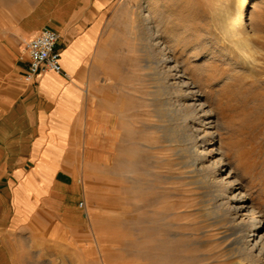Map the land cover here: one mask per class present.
Masks as SVG:
<instances>
[{
	"label": "rangeland",
	"instance_id": "obj_1",
	"mask_svg": "<svg viewBox=\"0 0 264 264\" xmlns=\"http://www.w3.org/2000/svg\"><path fill=\"white\" fill-rule=\"evenodd\" d=\"M19 1L0 0V30L26 11ZM45 1L41 7L53 12L66 8L67 0ZM237 5L238 0H109L102 10L90 61L95 85L87 122L99 130L93 148L103 158L85 161V173L96 182L79 203L85 202L88 213L98 209L104 259L94 248L77 264H264V256L244 259L234 250L213 187L186 174L181 150L189 142L182 134L170 142L166 135L173 126L162 121L172 77L155 69V56L147 57L156 37L206 104L223 163L239 175L264 219V0H248L240 36L227 29L238 16ZM184 127L202 133L197 122ZM248 230L250 235L255 228ZM18 259L13 262L0 241V264H26Z\"/></svg>",
	"mask_w": 264,
	"mask_h": 264
},
{
	"label": "crops",
	"instance_id": "obj_2",
	"mask_svg": "<svg viewBox=\"0 0 264 264\" xmlns=\"http://www.w3.org/2000/svg\"><path fill=\"white\" fill-rule=\"evenodd\" d=\"M45 3L20 0L26 11L0 30V241L13 262L77 264L94 248L103 260L98 209L88 213L79 201L96 182L85 161L103 158L93 148L99 130L87 121L90 61L109 0H67L60 12ZM47 25L60 34L66 75L26 82L22 42Z\"/></svg>",
	"mask_w": 264,
	"mask_h": 264
},
{
	"label": "bare ground",
	"instance_id": "obj_3",
	"mask_svg": "<svg viewBox=\"0 0 264 264\" xmlns=\"http://www.w3.org/2000/svg\"><path fill=\"white\" fill-rule=\"evenodd\" d=\"M247 2L248 0H238V16L229 20L230 26L227 28L232 35L240 36L239 30L240 26L244 24ZM152 40L154 41L150 45V50L147 51V57L148 54L152 55V57L155 56V60H152L156 65L155 69H165L160 72L166 74L167 79L172 77L171 82L167 81V87H171L173 93L172 95L170 94L169 100L166 101L168 113H166L165 119L162 121H168L173 127L166 136H169L168 140L170 142H175L178 139L176 135L182 134L180 136L189 142V146H185L186 148L181 150L186 160V174H188V177L198 178V182L201 184L213 187L214 193H216L221 200L222 207H224L221 216L228 217L227 221L230 223L228 236L231 237V244L234 246V250L240 256H244V259L251 258V260L257 261L259 256H264V233H260L261 227H264L262 225L264 219H262L253 203L248 200V191L239 175L235 173L233 168L223 163L224 155L220 147L217 146L218 140L216 141L215 134L210 131L211 126H209L207 120L210 111L206 109V104L201 102L193 86L179 74L178 67L173 64V58L168 55V52L163 47H160L158 41H155L156 37H153ZM155 46H159V49L156 50ZM147 67H149L148 63ZM178 92L179 95H177ZM189 120L200 124L199 130H202L200 131L202 132L201 134L191 133L190 129L184 127V125L187 126ZM162 125L160 127L163 128L164 125ZM178 125L182 126V129H179ZM118 132V129L114 128V135L118 136ZM209 136L213 137L207 139ZM251 226L255 228V231H251L253 234L250 233L249 235L250 231L248 229Z\"/></svg>",
	"mask_w": 264,
	"mask_h": 264
},
{
	"label": "built area",
	"instance_id": "obj_4",
	"mask_svg": "<svg viewBox=\"0 0 264 264\" xmlns=\"http://www.w3.org/2000/svg\"><path fill=\"white\" fill-rule=\"evenodd\" d=\"M59 40L60 34L45 26L24 42L23 50L28 58L27 67L22 75L24 81L32 82L39 74L49 71L66 75L57 47ZM83 206L84 203L81 202L80 207Z\"/></svg>",
	"mask_w": 264,
	"mask_h": 264
}]
</instances>
